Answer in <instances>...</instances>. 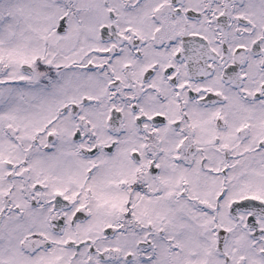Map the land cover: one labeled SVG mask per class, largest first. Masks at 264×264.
Listing matches in <instances>:
<instances>
[{
	"label": "snow or ice",
	"instance_id": "6c2138e0",
	"mask_svg": "<svg viewBox=\"0 0 264 264\" xmlns=\"http://www.w3.org/2000/svg\"><path fill=\"white\" fill-rule=\"evenodd\" d=\"M0 264H264V0H0Z\"/></svg>",
	"mask_w": 264,
	"mask_h": 264
}]
</instances>
